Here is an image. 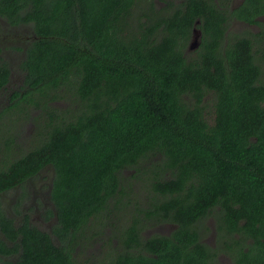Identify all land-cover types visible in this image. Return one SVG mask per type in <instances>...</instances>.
I'll list each match as a JSON object with an SVG mask.
<instances>
[{"label":"trees","instance_id":"16d2710c","mask_svg":"<svg viewBox=\"0 0 264 264\" xmlns=\"http://www.w3.org/2000/svg\"><path fill=\"white\" fill-rule=\"evenodd\" d=\"M141 1L0 0L7 20L28 24L33 35L20 64L22 91L13 93L8 116H22L19 126L28 111H38L26 146L14 145L15 124L2 123L4 148L15 157L0 171V193L51 168L55 208L50 232L27 218L16 225L0 208V252L16 255L11 264H83L75 247L89 240L82 236L86 223L109 200L132 192L135 182L126 181L127 188L121 182L129 168L148 190L147 208L137 211L174 229L142 238L133 216L121 230L122 249L104 264H214L217 251L199 241L198 230L212 211L217 235L225 245L232 240L233 264H264L257 34H234L224 44L229 14L214 0H165L173 6L168 13L149 0L132 27ZM234 11L254 22L264 0H245ZM198 18L204 40L188 55Z\"/></svg>","mask_w":264,"mask_h":264},{"label":"rangeland","instance_id":"374dc122","mask_svg":"<svg viewBox=\"0 0 264 264\" xmlns=\"http://www.w3.org/2000/svg\"><path fill=\"white\" fill-rule=\"evenodd\" d=\"M151 1L153 2V5H155V7H159L162 5L160 2L150 0V2ZM150 2L149 0H142L141 3L138 4V7L135 8V14L132 17V27H136V16L138 14H141V11L146 10L149 7ZM238 30L239 24L237 25L236 22L231 21L228 26V32L235 34V31ZM198 39V36L193 39L194 44L198 41ZM190 46L191 43L189 41L188 45L186 46V50L189 48L188 51L191 54L194 50H192ZM258 58L261 62H263L260 53H258ZM13 62H18V58H15ZM15 76L14 79L15 81H17L19 78H16ZM262 79H264V74L262 75ZM56 103L57 105L62 106L64 105L65 101L57 100ZM35 111L36 110L34 109L28 111L29 114L25 117H29V119H24L19 126L18 124L22 121V116L21 118H19L17 117L18 114L10 116L6 115L8 118V125L15 124V128L13 129L16 131L14 145H16L17 147H21L23 145L26 146L35 138L34 123H32L33 121H31L30 118L31 114H38V111ZM6 116L2 118L3 121H6ZM0 128H2V126ZM7 134L8 132L5 128H2L0 130V147L2 150L0 155V170L6 166L7 162L15 157V151L11 149L6 150L4 148V139ZM51 173V168L43 169L37 176L29 179L25 183V185L2 193L0 195V200L2 202L4 210L6 211V215L15 216L17 215V212H21L20 209H15V206L13 204L16 203V198L23 193H27L28 197L26 204L30 207L31 211V209L33 208V204L35 205V200H33V197L47 196L48 192H45L44 188L50 182ZM126 181L135 182L134 185L131 186L132 192H128L126 195H120L118 197L119 202L117 201V199L109 200L105 211L96 213L94 216H91L89 218L82 233V236L88 238L89 240H85V238H83L82 240L85 241L83 245L75 247V257L77 261L83 264H104L103 262L108 258V256L114 254L115 249H122L123 244L120 237L121 230L128 225L127 222H129L133 216L139 218V224L137 226L140 227L139 234L142 238L149 235H154L156 233L169 234V231H172L174 229V225L169 222H156L155 219H146L142 213H139L137 211L138 207L145 206V208H147L148 203H145V198L148 197L146 196L148 190L147 188H143L142 183L138 180L136 171L134 169L129 168L125 169L122 172L121 182L125 188H127L128 184ZM35 191H39L40 194L36 193ZM127 199H130L131 201L128 202ZM33 216L37 218L35 221L38 222L41 230L50 232L49 227L53 224L49 226L47 223L48 221H42V218L39 215V211H36V209L33 211ZM215 224L216 219L212 211L211 216H207L205 219H203L200 229L198 228L199 234L206 237L210 242L214 241L213 237H215ZM235 238L238 239L239 236L235 235ZM212 243H215V241ZM217 257L218 258L216 261H214V264H231V262L229 263L230 260L226 255H224V253L217 255Z\"/></svg>","mask_w":264,"mask_h":264},{"label":"flooded vegetation","instance_id":"af4514ba","mask_svg":"<svg viewBox=\"0 0 264 264\" xmlns=\"http://www.w3.org/2000/svg\"><path fill=\"white\" fill-rule=\"evenodd\" d=\"M154 1L160 2L162 4L161 6L156 7L158 10L162 11V8H164L166 5L165 0H154ZM180 1L181 0H176L175 3L178 4ZM244 1L245 0H214L215 4L217 5V8L220 11L226 12L229 14L227 15L228 20H227V23L225 24L224 44L229 39L234 40L235 38V36H233L234 34L228 32V26L231 21L236 22L237 25L239 24V30L235 31L236 32L235 35H238V34L240 36L248 35L249 37L252 38V34L254 33L257 34V36L252 39L254 40L253 48H254V52L256 53V54L254 53L256 55L255 63H257L260 67V70H262L260 72V75H261L260 79L263 80L262 75L264 74L263 72L264 71V67H263L264 65L263 53L264 52H261V51H264V44H263L264 43V32L262 34L261 31H262V28H264V13L257 15L254 18L255 19L254 22H248L245 19H240L236 15H233V14L232 16L230 15V11L234 13L235 12L234 10L239 8V6ZM169 8L170 9L165 7L164 12L168 13L166 9H168V11L171 12V8H173V6H169ZM0 9L2 10L1 6H0ZM2 11L0 12V66H4L6 68L4 72H6L7 74L5 75L6 77L5 83L0 84V127L2 126V128H5L4 125L2 124L5 121H3L2 118L5 117L6 115L8 116V113L12 111L13 93L16 91H22L21 85H23L24 76H23V71L21 70L20 64H21L22 59H24L26 46L28 45L33 35H32V29L28 24L18 23V24L13 25L7 20L6 15ZM200 22H201L200 18L194 21L193 26H192L191 35L189 36V39L186 41V46H187L189 41L190 43H194L193 39L196 36L199 37L198 41L195 43V47L192 48V50H195L196 48L201 47V43L204 40V37H203L204 31L201 28H198V25L200 24ZM188 50L189 48L186 50V47H185V53L189 55L190 53ZM258 53L261 54V58L263 59V62L259 60ZM15 58H18V62H13ZM14 76L19 79L15 81ZM2 128H0V130ZM6 168L7 167L5 166L1 170H4ZM43 169H46V167H43L42 169H40L36 173V175H34L33 177H29L25 179L19 184L5 190L4 192L13 190L17 187L25 185V183L29 179H32L35 176H37ZM49 189H50V182L44 188V191L48 192L47 196L33 197V200H35V205L33 204V208L31 209V211H30V207L26 204L27 197H28L27 193L20 194L16 198V203L13 205L15 206V209H20L21 212L20 213L17 212V215L15 216H9V215L7 216L10 218L13 217L15 219L14 224L16 225H18V223L24 218H27L34 226L41 229V227L38 225V222L35 221L37 218L33 216V211L36 209V211L37 210L39 211V215L41 216L42 221L44 222L48 221L47 223L50 226L51 224L55 222V213H54L55 208H54L53 202L50 199ZM4 192H1L0 195ZM35 192L40 194L39 191H35ZM0 208L2 212L6 215L5 213L6 211L3 208L1 200H0ZM49 211H51L53 215L49 216V220H46V216ZM214 229H215V225H214ZM49 230H51V226L49 227ZM170 232L171 231H169V234ZM214 234H215V237H213V239L215 243H212L214 241L210 242L206 237L202 235H201L202 238L199 241L202 243L205 242L210 247L216 249L217 255L224 253V255H226L228 259L230 260L229 263L231 262V264H233L232 257L229 254L230 250L227 248V246L232 245V240H229L228 245H225L226 239L224 237L223 238L219 237L216 233V230H214ZM3 237H4L3 233L0 230V238H3ZM237 240H239V238ZM228 250H229V253H228ZM15 258H16V255L14 254L8 255L6 253L4 254L0 252V264H11L15 260Z\"/></svg>","mask_w":264,"mask_h":264},{"label":"clouds","instance_id":"9594fccd","mask_svg":"<svg viewBox=\"0 0 264 264\" xmlns=\"http://www.w3.org/2000/svg\"><path fill=\"white\" fill-rule=\"evenodd\" d=\"M191 44L193 45L194 43H191ZM194 47H195V44L193 45V47H192V48H194ZM192 48H191V49H192Z\"/></svg>","mask_w":264,"mask_h":264},{"label":"water","instance_id":"95a60500","mask_svg":"<svg viewBox=\"0 0 264 264\" xmlns=\"http://www.w3.org/2000/svg\"><path fill=\"white\" fill-rule=\"evenodd\" d=\"M193 45H194V44H193ZM193 45H191V46H190V48H192V47H193Z\"/></svg>","mask_w":264,"mask_h":264}]
</instances>
